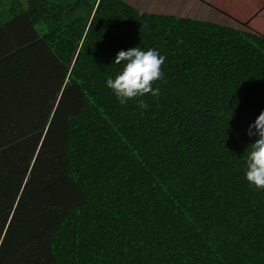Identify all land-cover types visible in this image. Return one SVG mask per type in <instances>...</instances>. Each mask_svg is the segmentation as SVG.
Wrapping results in <instances>:
<instances>
[{
    "label": "trees",
    "instance_id": "trees-1",
    "mask_svg": "<svg viewBox=\"0 0 264 264\" xmlns=\"http://www.w3.org/2000/svg\"><path fill=\"white\" fill-rule=\"evenodd\" d=\"M252 31L125 0H0V264H264L245 179L264 111V0H211ZM165 57L121 105L117 53Z\"/></svg>",
    "mask_w": 264,
    "mask_h": 264
},
{
    "label": "clouds",
    "instance_id": "clouds-1",
    "mask_svg": "<svg viewBox=\"0 0 264 264\" xmlns=\"http://www.w3.org/2000/svg\"><path fill=\"white\" fill-rule=\"evenodd\" d=\"M164 61L165 57L154 49L121 50L113 63L123 66L115 78L106 80V86L121 105L135 100L140 108L147 109V103L140 98L148 94L159 96V87L153 88V85L163 78ZM247 135L255 140L246 159L245 179L251 187L264 190V111L249 125Z\"/></svg>",
    "mask_w": 264,
    "mask_h": 264
},
{
    "label": "rangeland",
    "instance_id": "rangeland-1",
    "mask_svg": "<svg viewBox=\"0 0 264 264\" xmlns=\"http://www.w3.org/2000/svg\"><path fill=\"white\" fill-rule=\"evenodd\" d=\"M138 9L150 13H165L216 22L246 31H252L244 19L231 18L217 9L211 0H135ZM154 3L158 4L156 7Z\"/></svg>",
    "mask_w": 264,
    "mask_h": 264
},
{
    "label": "crops",
    "instance_id": "crops-1",
    "mask_svg": "<svg viewBox=\"0 0 264 264\" xmlns=\"http://www.w3.org/2000/svg\"><path fill=\"white\" fill-rule=\"evenodd\" d=\"M23 2H24V0H22ZM126 2H128V3H130L132 6H134V7H136V8H138L137 6H138V3H136V1L135 0H125ZM158 4H156V3H154V5H153V7L155 6H157ZM140 10V9H139ZM141 11H143V10H141ZM145 12V11H144ZM170 14H172V13H170ZM173 15V14H172ZM176 15V14H175ZM2 47H4V45H0V58H1V53H3V50H2Z\"/></svg>",
    "mask_w": 264,
    "mask_h": 264
}]
</instances>
